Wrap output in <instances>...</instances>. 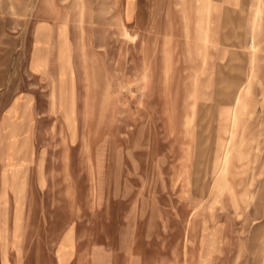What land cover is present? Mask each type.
I'll use <instances>...</instances> for the list:
<instances>
[{
	"label": "rangeland",
	"instance_id": "1",
	"mask_svg": "<svg viewBox=\"0 0 264 264\" xmlns=\"http://www.w3.org/2000/svg\"><path fill=\"white\" fill-rule=\"evenodd\" d=\"M0 264H264V0H0Z\"/></svg>",
	"mask_w": 264,
	"mask_h": 264
},
{
	"label": "crops",
	"instance_id": "2",
	"mask_svg": "<svg viewBox=\"0 0 264 264\" xmlns=\"http://www.w3.org/2000/svg\"><path fill=\"white\" fill-rule=\"evenodd\" d=\"M130 2V1H129ZM131 9H132V7H131V5H129L128 4V7H127V17H130L131 16V14H132V11H131ZM193 23V25L189 28L190 29V32H191V40H193V36H192V31H194L195 29H194V26H195V28H197V29H199L198 28V24H196V25H194V22H192ZM194 34H196L195 32H194ZM207 34V33H206ZM197 36V35H196Z\"/></svg>",
	"mask_w": 264,
	"mask_h": 264
},
{
	"label": "bare ground",
	"instance_id": "3",
	"mask_svg": "<svg viewBox=\"0 0 264 264\" xmlns=\"http://www.w3.org/2000/svg\"><path fill=\"white\" fill-rule=\"evenodd\" d=\"M225 161V160H224Z\"/></svg>",
	"mask_w": 264,
	"mask_h": 264
}]
</instances>
